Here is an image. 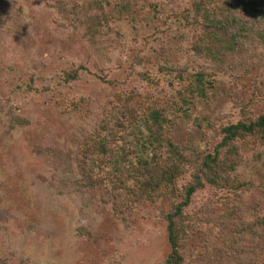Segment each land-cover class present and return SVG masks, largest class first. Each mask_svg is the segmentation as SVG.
Wrapping results in <instances>:
<instances>
[{
  "label": "trees",
  "instance_id": "16d2710c",
  "mask_svg": "<svg viewBox=\"0 0 264 264\" xmlns=\"http://www.w3.org/2000/svg\"><path fill=\"white\" fill-rule=\"evenodd\" d=\"M7 1L0 0V11ZM21 8L15 16L22 21L7 17L6 26L0 13V81L8 84L0 92L5 145L45 124L30 109L45 108L48 101L59 105L86 76L111 87L93 105L97 112L91 115L99 116L71 135L68 147L62 141L31 145L29 160L37 167L18 164L24 180L32 173L30 182L45 183L55 210L65 190L82 194L97 186L102 192L95 198L108 209L121 201L129 210L150 205L169 246L156 264H264V0H31ZM29 24L41 25L46 36L80 30L89 61L49 74L47 58L36 57V67L8 63L1 56L6 32L23 47ZM160 48L165 52L150 61L149 53ZM116 71L139 73L169 91H148L139 101L110 78ZM221 84L228 87L224 101L193 119L200 133L178 140L175 132ZM70 100L77 101L67 109L59 105L62 113L81 116L79 103L91 104L92 96L73 92ZM84 221L75 220V235L83 237ZM18 245L16 240L2 248L0 264H35Z\"/></svg>",
  "mask_w": 264,
  "mask_h": 264
},
{
  "label": "rangeland",
  "instance_id": "374dc122",
  "mask_svg": "<svg viewBox=\"0 0 264 264\" xmlns=\"http://www.w3.org/2000/svg\"><path fill=\"white\" fill-rule=\"evenodd\" d=\"M30 1L8 0L0 11L4 17L2 19L7 21L4 25L11 23L8 22L7 17H14L15 23L20 21L21 17L15 16L17 10L19 7L27 8ZM170 1L175 3L178 0ZM34 14L38 16L37 13ZM33 26L28 25V35H24L26 38L23 47L12 39L9 31L6 32L5 37L8 36L3 41L5 45H2L1 56L8 63L19 68L23 65L30 67L33 64L36 67L38 66L36 57L47 58L50 64L49 67H45L44 73L49 74L58 67L66 64L73 65L75 61H86V63L89 61L80 30L69 27L63 31V34L54 33L53 35L50 32L49 36H46L40 28L41 25L35 24L38 28ZM51 43L55 45L49 48L48 45ZM133 47L138 49L137 44H133ZM55 49L60 50L62 55L58 56ZM139 49L138 51L141 52ZM161 49L152 50L147 58L151 61V58L161 55L162 50L165 52L164 48ZM184 56L186 55L183 54ZM173 58L177 59V56ZM92 59L94 62L97 60L95 56ZM181 61V63L184 62ZM130 73L116 71V74L110 78H118L125 89L133 90L137 100L148 91L159 92L161 96H165L169 91L168 88L161 91L162 86H165L163 84L153 86L141 80L139 73L138 75ZM127 74L129 76L125 78L124 75ZM2 76L5 77L4 72ZM85 78L83 79L85 82L82 80L71 85L65 91L66 93L64 92L69 97H65L66 100L62 99L59 104L63 109H67L75 105L77 101L70 100L73 92L80 95L82 92L89 91L92 103H79L78 110L82 113L81 116H77L74 112H71L73 115H66L62 113L58 102L48 101L45 108L35 106L36 108L30 109L33 117L45 124L28 129L24 134L10 139L6 145L0 138V255L2 248H7L19 240L18 246L22 253L30 257L35 264H156L166 256L169 246L165 240L164 224L159 222L156 212L150 205H137L129 210L125 201H121L116 208L110 205L109 210L97 202L95 197L98 192H102L100 186H97L84 190L82 194L65 190L64 195L59 197L60 207L55 210L54 202L47 197L49 196L47 185L45 183L38 185L37 181L30 182L29 176L30 174L33 176L32 173L27 176L29 181L24 180L26 175L22 171L21 173L18 167V164H21L24 169L33 167L35 170L37 167V165L34 166L36 163L29 160L31 145L34 142L43 141L51 144V141L55 143L62 141L66 148L72 140L71 135L81 134L80 128L87 127V121L93 120L94 116H99L97 113L94 116L91 115L95 110L93 105L98 104L101 93L103 96L110 95L111 87L107 84H99V80L91 81L87 78L88 81ZM5 83L0 81L1 95L5 92V86H8ZM227 89L225 84H221L212 94L207 105L197 104L190 119L175 132L176 138L184 140L197 136L200 131L196 122L193 121L194 117L209 115L220 102L224 101ZM223 105L228 108L229 104L224 102ZM95 107L97 109V106ZM232 112L228 109L227 114L230 115ZM43 163L40 164L41 167ZM239 170L241 171L242 168ZM244 170L246 171V169L242 171ZM42 172L44 176L49 174L45 169ZM245 175L255 177L250 168ZM71 184V182L66 183L65 188H71ZM25 189L31 190V193H26ZM59 194L57 193L58 196ZM84 217V224L87 226L82 232L83 237L77 236L74 233L75 220L83 221ZM88 218L91 219L89 224ZM30 223H33L35 227H31ZM262 231L264 232V227ZM261 248L264 249V238L261 240Z\"/></svg>",
  "mask_w": 264,
  "mask_h": 264
}]
</instances>
